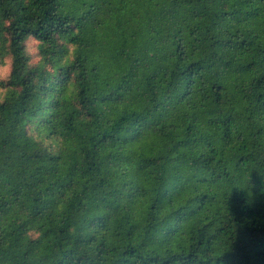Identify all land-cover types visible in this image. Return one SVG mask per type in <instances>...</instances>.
I'll return each instance as SVG.
<instances>
[{
    "label": "trees",
    "instance_id": "16d2710c",
    "mask_svg": "<svg viewBox=\"0 0 264 264\" xmlns=\"http://www.w3.org/2000/svg\"><path fill=\"white\" fill-rule=\"evenodd\" d=\"M6 59L0 264H264V0H0Z\"/></svg>",
    "mask_w": 264,
    "mask_h": 264
},
{
    "label": "rangeland",
    "instance_id": "374dc122",
    "mask_svg": "<svg viewBox=\"0 0 264 264\" xmlns=\"http://www.w3.org/2000/svg\"><path fill=\"white\" fill-rule=\"evenodd\" d=\"M27 47L30 50V52L35 56L37 52L36 48V41L33 39L29 40L27 43ZM37 56L35 57V60H37ZM10 72V60L6 59L5 63L0 62V79H5ZM2 89H0V96L2 94Z\"/></svg>",
    "mask_w": 264,
    "mask_h": 264
}]
</instances>
